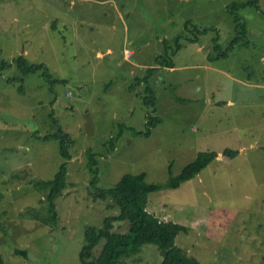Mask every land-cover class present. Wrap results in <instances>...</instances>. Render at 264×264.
I'll list each match as a JSON object with an SVG mask.
<instances>
[{"label":"rangeland","instance_id":"1","mask_svg":"<svg viewBox=\"0 0 264 264\" xmlns=\"http://www.w3.org/2000/svg\"><path fill=\"white\" fill-rule=\"evenodd\" d=\"M247 1L0 0V60L24 56L66 80L18 78L14 65L0 70L3 264H80L86 228L118 215L110 199L93 194L88 152L97 161V187L110 188L127 174L165 183L211 151L216 159L199 175L151 193L147 210L186 226L176 244L201 264H264V0L261 12L233 10ZM237 37L225 58H213ZM178 38L182 47L172 56ZM168 55L174 68H161L155 59ZM152 68L159 69L149 77L156 112L144 103L141 82ZM59 127L74 146L52 225L46 193L33 182L53 179L65 162L60 141L37 138ZM225 149L239 154L227 159ZM162 260L148 244L121 264Z\"/></svg>","mask_w":264,"mask_h":264},{"label":"trees","instance_id":"2","mask_svg":"<svg viewBox=\"0 0 264 264\" xmlns=\"http://www.w3.org/2000/svg\"><path fill=\"white\" fill-rule=\"evenodd\" d=\"M261 0H249L246 3H233V10L236 12L245 6H253L261 12ZM237 13V12H236ZM264 15V11L262 12ZM239 17L235 18L237 24H240ZM239 22V23H238ZM241 33H246L244 24H240ZM239 30V29H238ZM208 30H198L196 32L206 33ZM177 39V47L172 52L175 56L180 51L182 45ZM185 41V40H184ZM190 41V40H189ZM198 42V40H192ZM240 39L234 38L229 42L228 47L220 51L214 59L225 58L229 50H232ZM214 49H218L217 46ZM1 54V53H0ZM165 57L158 56L155 62L161 68H174V63L168 61ZM12 65L18 70V78L27 74L39 73L50 80L52 84L62 83L66 80L54 79L47 65L45 64H30L24 56H18L7 63L0 60V70L11 68ZM159 69L152 68L148 71V76L142 79L141 82L146 83L147 96L144 97V103L147 107L152 108V112H156V96L152 84L149 82L153 71ZM20 76V77H19ZM16 79V76L13 77ZM159 120L150 119L149 127H155ZM57 123V122H56ZM150 130V129H149ZM150 135V131L145 134L146 137ZM38 140L49 142L57 140L61 143V155L65 162L61 165L60 170L55 177L50 180H42L33 182V187L46 193V202L48 209V219L52 225L59 222L60 215L57 208V200L64 194L68 187V166L71 161V148L74 146V140L71 135L67 133L62 127H59L57 133L47 135L45 137H38ZM227 159H233L238 156L239 152L236 150L225 149L222 152ZM216 152H202L199 153L195 161L188 164L180 174L173 175L172 172L169 179L165 183L148 182L146 173L141 174H127L123 175L119 182L110 188L97 187L99 182L97 161L93 154H89L88 167H90V174L92 178L90 184L94 187L93 192L96 198L102 200L110 199L113 203L112 207L118 208V215L107 216L103 221L101 228L89 226L84 234V246L80 252V264H121L124 259L136 256L140 253L144 245H155L160 250L163 260L160 264H201L197 259L191 258L177 246L176 240L180 233H188L186 226L174 223L171 221H161L154 214L148 212L147 205L149 202V195L153 192L162 189H176L184 182L199 175L209 164L216 159ZM125 226L126 230L120 232L118 227ZM100 248L98 255L97 249ZM16 255L26 257V251L15 250ZM0 264H3V259L0 256Z\"/></svg>","mask_w":264,"mask_h":264},{"label":"water","instance_id":"3","mask_svg":"<svg viewBox=\"0 0 264 264\" xmlns=\"http://www.w3.org/2000/svg\"><path fill=\"white\" fill-rule=\"evenodd\" d=\"M103 49V52H107L108 51V47L107 46H100Z\"/></svg>","mask_w":264,"mask_h":264},{"label":"built area","instance_id":"4","mask_svg":"<svg viewBox=\"0 0 264 264\" xmlns=\"http://www.w3.org/2000/svg\"><path fill=\"white\" fill-rule=\"evenodd\" d=\"M129 54V56H132L133 55V52H127Z\"/></svg>","mask_w":264,"mask_h":264},{"label":"crops","instance_id":"5","mask_svg":"<svg viewBox=\"0 0 264 264\" xmlns=\"http://www.w3.org/2000/svg\"><path fill=\"white\" fill-rule=\"evenodd\" d=\"M133 52V51H132ZM134 55V54H133Z\"/></svg>","mask_w":264,"mask_h":264}]
</instances>
